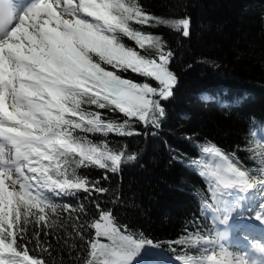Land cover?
Instances as JSON below:
<instances>
[{
  "label": "snow or ice",
  "instance_id": "obj_1",
  "mask_svg": "<svg viewBox=\"0 0 264 264\" xmlns=\"http://www.w3.org/2000/svg\"><path fill=\"white\" fill-rule=\"evenodd\" d=\"M131 22L166 25L182 30L184 36L190 34V18L154 17L137 0H64L63 4L0 0V264H46L29 254L26 243H17L18 238L27 241L29 223L51 226L55 221L47 219L49 212L75 211L70 205L56 204L46 192L61 197L107 191L98 186L99 181L76 176L75 168L69 173L70 160L77 166L116 172L124 151H113L106 142L93 144L76 130L130 136L138 133L125 131L129 118L159 127L166 115L161 100L173 95L177 83L168 67L172 53L165 51L161 37L133 29ZM121 36L135 41L141 50L154 52L142 55L121 43ZM129 71L152 78L159 86L118 74ZM82 105L118 111L126 118L122 123L107 120L100 111L86 112ZM201 150L221 160L211 171L213 196L219 204L225 195L253 189L264 197V168L257 178L232 163L219 147L206 145ZM258 206L264 208V203ZM95 208L99 218L91 225L95 236L87 242L83 264H134L137 258L138 264H153L147 257L157 245L130 232L123 234L110 210L99 203ZM256 219L264 222L259 215ZM259 250L264 252V246ZM177 261L199 264L187 257ZM213 261L221 264L214 257Z\"/></svg>",
  "mask_w": 264,
  "mask_h": 264
},
{
  "label": "trees",
  "instance_id": "obj_2",
  "mask_svg": "<svg viewBox=\"0 0 264 264\" xmlns=\"http://www.w3.org/2000/svg\"><path fill=\"white\" fill-rule=\"evenodd\" d=\"M137 2L154 17L165 20L190 17L191 33L187 38H184L182 30L177 31L166 25L149 27L135 22L130 24L135 30L162 38L165 51L174 54L172 64L181 78L178 93L185 82L190 87L185 89L183 96L179 95L175 113L170 116L171 125L164 124L166 140H149L160 131L162 120L159 127L153 126L154 130L146 131L142 128L148 125L135 118H129L130 127L125 131L139 132L137 140H134L135 136H116L114 133L111 134L113 141L110 138L103 140L109 148L114 147L113 151L122 149L126 157L137 155L140 159H134L128 165L129 172L124 169L110 174L109 170H98L94 179L107 189L109 198H103L101 203L107 202L119 209L117 217L120 223L128 224L129 230L137 234L142 232L155 239L170 240L179 235L183 222L188 221L193 200L186 188L195 185L197 179L166 152V143L179 148L178 142L170 134H180L183 138L180 144L186 149L191 148L190 141L213 140L241 160L249 155L253 157L249 114H259L260 120H264V0ZM120 40L126 47L134 48L142 55L148 51L154 52L139 49L135 41L128 37L121 36ZM122 73L136 76L130 71L118 72L123 76ZM216 78L230 81L233 97L242 88L248 90L249 97L226 111L199 99L198 94L210 87ZM170 100L171 97L162 102ZM162 106L167 109V103ZM87 107L84 108L86 112L97 109L94 105ZM98 111L105 119L112 121L121 115L111 109ZM133 121L138 124L134 125ZM82 135L84 131L79 136ZM104 173H109L111 184H106ZM87 177H90L89 173ZM93 214V208L87 203L76 214L62 211L53 215L49 220L55 223L51 226L30 223L26 233L28 239L23 242L33 254L44 258L48 264H83L88 251L83 237L86 232L84 225ZM37 232L38 236H34Z\"/></svg>",
  "mask_w": 264,
  "mask_h": 264
},
{
  "label": "rangeland",
  "instance_id": "obj_3",
  "mask_svg": "<svg viewBox=\"0 0 264 264\" xmlns=\"http://www.w3.org/2000/svg\"><path fill=\"white\" fill-rule=\"evenodd\" d=\"M78 0H74V2H77ZM64 2V0H61V3H63ZM70 18V17H69ZM190 18V17H189ZM191 20V19H190ZM184 38H187V36H184ZM95 59V58H94ZM103 66V65H102ZM219 65H217V67H218ZM169 67V70L171 71V72H173L175 75H178V73H177V71H176V69H175V66L173 65V66H168ZM216 67V66H215ZM219 68H221L220 66H219ZM123 74V73H122ZM128 79H131V80H134V81H136V78L135 77H131V78H128ZM151 86H153V87H158L159 85H158V82H156L154 79H152V78H149V82H148ZM190 87V84H188L187 82H185L184 83V85H183V89L178 93V98L177 99H180L179 98V95L180 94H182L184 91H185V89L187 88V87ZM178 92V91H177ZM182 96H183V94H182ZM182 99H183V97H182ZM82 107L83 108H85V109H87V105H82ZM174 113H172V115H173ZM170 116H171V114H170ZM172 117V116H171ZM169 120H170V117H169ZM100 133V132H99ZM75 134H77V131H76V133ZM102 134V133H101ZM172 137H173V139L175 140V141H177L178 143H181L182 141V139L183 138H181V136H180V134H172L171 135ZM177 136H180V137H177ZM176 139H178V140H176ZM204 146H206V145H204ZM204 146H201V147H204ZM263 148V147H262ZM237 149V148H236ZM263 150H264V148H263ZM251 156L249 155L247 158H245L244 160H241L242 162V164H244L245 166H247V167H253L255 164H254V160H253V157L252 158H250ZM237 158H239V156H237ZM248 158H250V159H248ZM240 159V158H239ZM206 161V160H205ZM202 165H203V167L206 169V164L204 163V162H202ZM201 173L202 174H205V173H209V172H207V170H203V171H201ZM250 173V175H253L252 174V172H249ZM234 196V195H233ZM224 198H226L227 199V196L225 195L224 196ZM231 198H233V197H229V199L228 200H231ZM256 199V198H255ZM157 240H160L159 238H157ZM214 246H215V244H214ZM216 247V246H215Z\"/></svg>",
  "mask_w": 264,
  "mask_h": 264
},
{
  "label": "bare ground",
  "instance_id": "obj_4",
  "mask_svg": "<svg viewBox=\"0 0 264 264\" xmlns=\"http://www.w3.org/2000/svg\"><path fill=\"white\" fill-rule=\"evenodd\" d=\"M232 163H235V162L232 161ZM236 165L238 167H241L238 164H236ZM241 170H246V169L241 167ZM253 190L257 193L256 196H255V198L257 200L256 204L262 199H263V201L261 203H264V198H260L259 197V193L255 189H253ZM228 199L229 198L227 197V200ZM257 215H259L260 217L264 218V210L261 209V208L257 209V205H254L252 208L246 209V210L245 209H236L231 214V217L234 218L235 221H238V222H258V221H261V220H257L256 219Z\"/></svg>",
  "mask_w": 264,
  "mask_h": 264
}]
</instances>
